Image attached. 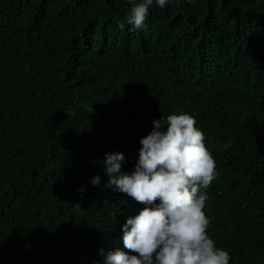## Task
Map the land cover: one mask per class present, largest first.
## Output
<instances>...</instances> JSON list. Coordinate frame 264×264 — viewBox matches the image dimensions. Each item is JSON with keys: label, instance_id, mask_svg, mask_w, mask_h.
Masks as SVG:
<instances>
[{"label": "trees", "instance_id": "obj_1", "mask_svg": "<svg viewBox=\"0 0 264 264\" xmlns=\"http://www.w3.org/2000/svg\"><path fill=\"white\" fill-rule=\"evenodd\" d=\"M129 8L0 0V264L124 250L144 205L104 187L102 161L123 153L130 173L153 121L181 112L216 162L210 238L230 264H264V0H177L150 9L146 32L118 26Z\"/></svg>", "mask_w": 264, "mask_h": 264}, {"label": "clouds", "instance_id": "obj_2", "mask_svg": "<svg viewBox=\"0 0 264 264\" xmlns=\"http://www.w3.org/2000/svg\"><path fill=\"white\" fill-rule=\"evenodd\" d=\"M177 0H128L130 8L116 23L148 30L150 9L166 8ZM192 4L195 0H187ZM153 130L141 139L134 170L124 172L123 153H106L102 161L109 177L105 188L126 194L144 208L122 227L124 250L106 254L104 264H230L228 251L210 238L205 213L207 190L216 179V162L196 119L185 112L153 121ZM231 147V143L225 148ZM91 183L99 187L101 177ZM81 193L84 189H79ZM109 201H104L108 205ZM77 212L82 207L75 206ZM101 255H105L100 250Z\"/></svg>", "mask_w": 264, "mask_h": 264}]
</instances>
